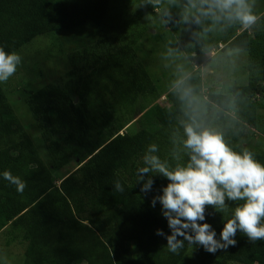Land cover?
I'll return each instance as SVG.
<instances>
[{"label":"trees","instance_id":"16d2710c","mask_svg":"<svg viewBox=\"0 0 264 264\" xmlns=\"http://www.w3.org/2000/svg\"><path fill=\"white\" fill-rule=\"evenodd\" d=\"M126 1L0 0V47L7 53L18 54L47 34H70L87 26L94 32L88 40L77 35L80 42L65 58L68 69L56 80L32 89L20 84L22 89L13 92L16 100L12 90L6 92L7 82L6 91L0 82V234L24 245V264H182L190 247L204 252L201 264H264V241L252 243L239 231L235 246L214 254L187 242L178 254L167 249L168 221L161 204L153 207L151 202L169 181L154 176L152 189L143 194L137 169L153 143L161 159L175 163L168 135L181 116L180 105L138 54L139 43L154 37L139 18L158 12L152 5L142 6L144 0ZM184 2L168 0L156 9L161 11L162 32L178 36L198 66L205 56L200 45L225 32L210 33L206 40L193 36L196 26L181 22ZM133 3L142 13L128 11ZM259 16L251 32L225 40L229 48L239 46L247 53L243 84L233 85L228 94L210 92L207 97L226 139L236 150L247 147L264 163V149L252 145L255 137L264 140V12ZM41 64H32L40 74ZM191 73L192 83L205 95L200 70ZM164 93L168 107L153 105ZM230 97L236 99L240 123L221 110ZM20 103L28 106L27 121L15 108ZM66 168L72 171L64 174ZM4 171L26 183L22 193L3 177ZM117 180L123 193L114 191ZM226 202L227 219L237 202ZM205 217L200 223L212 225L219 239L223 214L207 207Z\"/></svg>","mask_w":264,"mask_h":264},{"label":"clouds","instance_id":"9594fccd","mask_svg":"<svg viewBox=\"0 0 264 264\" xmlns=\"http://www.w3.org/2000/svg\"><path fill=\"white\" fill-rule=\"evenodd\" d=\"M162 2L144 0L142 6L153 5L155 8ZM169 3L175 4L176 0H169ZM256 6V0H185L181 22L195 25L199 31L193 29V36L203 40L210 33H223L235 25H239L241 32H251L261 20L255 11ZM200 51L213 61L217 59V50L211 44H201ZM244 51L238 46L229 48L225 55H239ZM174 52L169 48L168 55ZM21 59L17 53H7L0 47V82H7L16 73ZM183 59L190 57L185 55ZM177 71L170 90L179 102L181 116L177 117L176 126L168 135L169 155L175 163L161 159L156 154L159 148L153 143L143 155V166L137 169V184L143 182V194L152 189L154 176H162L169 181L162 188V194L151 202L153 207L157 201L161 204L162 215L168 221L171 235L166 236L167 249L178 254L187 242L214 254L235 246L238 231L252 243L264 241V163L247 147L236 150L226 139L225 132L216 125L218 113L214 106L210 107L203 89L192 83V73L183 65H177ZM235 109L236 99L230 97L223 102L221 110L227 111L233 121L240 123ZM184 157L188 158L186 162H182ZM2 175L17 186L18 192L24 191L26 183L19 177L10 171H4ZM114 191L124 192L118 180ZM226 201L237 202L227 219L225 214L229 212L230 205ZM207 207L223 214L225 223L219 239L212 225L200 223L205 221ZM157 235L165 233L157 230Z\"/></svg>","mask_w":264,"mask_h":264},{"label":"rangeland","instance_id":"374dc122","mask_svg":"<svg viewBox=\"0 0 264 264\" xmlns=\"http://www.w3.org/2000/svg\"><path fill=\"white\" fill-rule=\"evenodd\" d=\"M132 2L133 0H127ZM126 1V2H127ZM163 2L168 3V0H163ZM256 13L259 15L264 12V0H256ZM153 7V5H152ZM154 8V7H153ZM158 15L148 16L143 15L139 18L143 23L147 25L148 30L154 35L153 38H144L142 42L139 43L138 54L142 59L144 65L150 70V73L156 79H160L161 85L166 88H170L171 82L176 79L178 75L177 65H183L184 69L188 72L199 69L201 76L204 81V92L207 96L210 92H217L221 94H228L231 92V88L235 84H243L244 80V67L248 64V56L246 52H242L239 55L226 56L225 53L229 49L225 40L230 39L235 34L239 35L241 31L239 30V25H235L229 28L225 34L218 36L214 34L212 36V45L216 47L218 42H220V49L216 47L217 59L212 60L211 57L204 56L202 64L196 66L197 61L195 60H185L183 57L186 55L184 52L182 43L178 40V36H171L170 34H164L162 32L163 20L159 16L160 10L154 8ZM136 15L142 13V8L140 5L135 3L131 4L128 9ZM136 23V22H133ZM139 23V22H138ZM79 31V32H78ZM76 32L67 33H52L44 36H40L34 40L31 44L27 45L21 50L18 55L21 56V63L17 66L18 71L11 76L7 85L10 90H5V85L1 82L2 87L6 92L12 94L13 99L19 98L18 94L14 91L17 89H22L20 84L26 85V88L32 89L33 87H38L37 84H42L41 86L50 83L62 75L68 68L65 63V58L68 54L77 47V43L80 42V38L77 35H83L86 40L90 38L88 34H93L91 27H82ZM148 32V31H147ZM149 32V33H150ZM161 33L163 35H161ZM55 34V35H54ZM159 35V36H157ZM157 36V38H155ZM78 37L77 41L74 43L75 39ZM82 39V38H81ZM82 39V43L85 41ZM169 48L174 49L175 52L169 56ZM55 51L57 54H55ZM189 57V56H188ZM43 58L44 61L41 59ZM42 62L38 66L40 68L41 74L38 70H35L32 66L33 63ZM202 69H205L203 72ZM14 78V79H13ZM164 82V83H163ZM246 82V80L244 81ZM19 86V87H17ZM39 86V87H41ZM38 87V88H39ZM35 88V89H38ZM160 98V101L155 102V104H164L168 107L166 103V93ZM15 99V100H16ZM24 101V100H23ZM20 101V102H23ZM161 102V103H158ZM17 112L20 114L24 121H27L29 117V109L26 104L15 105ZM146 112V111H145ZM144 112V113H145ZM144 113L137 116L136 120L140 118ZM36 135V136H35ZM34 135L36 140L37 134ZM252 145H256L264 149V140H259L255 137L252 141ZM48 156V155H47ZM46 154L43 157L46 159ZM67 171H63L64 174L72 171L70 168H66ZM6 234V233H5ZM0 234V264H24L25 261V247L19 243H14L9 240V236L6 234ZM203 251L190 247L186 254L185 259L182 264H201L199 258H203ZM219 257L215 255L214 258ZM228 264H236L230 262Z\"/></svg>","mask_w":264,"mask_h":264}]
</instances>
